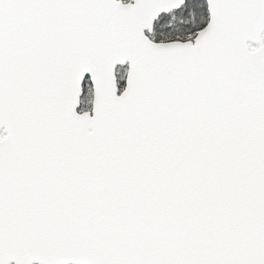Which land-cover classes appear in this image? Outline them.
I'll return each mask as SVG.
<instances>
[{
    "label": "snow or ice",
    "instance_id": "obj_1",
    "mask_svg": "<svg viewBox=\"0 0 264 264\" xmlns=\"http://www.w3.org/2000/svg\"><path fill=\"white\" fill-rule=\"evenodd\" d=\"M0 264H264V0H0Z\"/></svg>",
    "mask_w": 264,
    "mask_h": 264
}]
</instances>
